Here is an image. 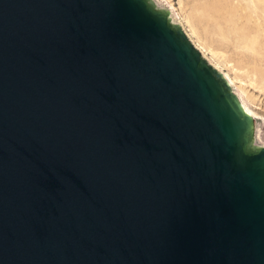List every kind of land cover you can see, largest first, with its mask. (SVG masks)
<instances>
[{"label":"water","instance_id":"water-1","mask_svg":"<svg viewBox=\"0 0 264 264\" xmlns=\"http://www.w3.org/2000/svg\"><path fill=\"white\" fill-rule=\"evenodd\" d=\"M0 264H264V134L151 0H0Z\"/></svg>","mask_w":264,"mask_h":264},{"label":"rangeland","instance_id":"rangeland-1","mask_svg":"<svg viewBox=\"0 0 264 264\" xmlns=\"http://www.w3.org/2000/svg\"><path fill=\"white\" fill-rule=\"evenodd\" d=\"M162 1L182 20L193 45L235 80L236 93L262 118L257 125L264 134V0Z\"/></svg>","mask_w":264,"mask_h":264},{"label":"bare ground","instance_id":"bare-ground-1","mask_svg":"<svg viewBox=\"0 0 264 264\" xmlns=\"http://www.w3.org/2000/svg\"><path fill=\"white\" fill-rule=\"evenodd\" d=\"M151 2L153 3V5H154V7L156 8V9H158V10H163V11H165L166 13H167V16H168V19H169V21H170V23L171 24H173V25H176V26H178L182 31H183V33H184V35L186 36V38L189 40V42L192 44V46L199 52V54H200V56L207 62V64H209V66H211V68H213L217 73H219L221 76H222V78L225 80V82L227 83V85L229 86V88H230V90H231V92L237 97V99L239 100V102H240V104H241V106H242V108H243V110L246 112V114H248L252 119H253V122L255 123V125L258 127V120L260 119H262L259 115H257L256 113H254L253 111H251L248 107H247V105L245 104V102H244V100H243V98H242V96H241V94L239 93V95L241 96V98H240V96L238 95V93H236L237 91H238V87H236V82H235V80L234 79H232L229 75H227V74H223L222 73V71H221V69L218 67V65H216V64H214L210 59H208V57L206 56V54L202 51V50H198L197 48H198V46H197V48L193 45V43L190 41V39L192 40V38H191V36H190V34H188V31H186V28H185V26H184V24L182 23V20H180V19H178L177 17H176V15L174 14V11H173V9H172V6L170 7V6H168L167 4H165L162 0H151ZM184 28V30H183V28ZM187 33V35L189 36V38H188V36L186 35V33ZM211 53V55H212V57L213 58H215L216 60L218 59V54H216V53H214V52H210ZM237 90V91H236ZM242 100H243V102H242ZM262 122V121H261ZM263 124V123H262ZM262 127V126H261Z\"/></svg>","mask_w":264,"mask_h":264}]
</instances>
